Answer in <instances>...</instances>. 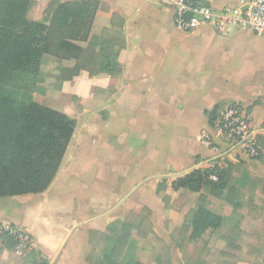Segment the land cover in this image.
Returning <instances> with one entry per match:
<instances>
[{
    "label": "crops",
    "instance_id": "0c3cea01",
    "mask_svg": "<svg viewBox=\"0 0 264 264\" xmlns=\"http://www.w3.org/2000/svg\"><path fill=\"white\" fill-rule=\"evenodd\" d=\"M96 1L105 8L91 36L110 35L113 15L123 21L117 69L97 78L41 75L44 92L34 101L73 120V135L47 190L0 198V227L28 234L48 264H89L100 251L89 233L107 234L130 214L148 216L152 232L176 247L167 231L181 228L186 210L174 206L183 189L172 183L226 158L250 160L216 133L223 108L237 105L264 139V32L183 31L165 0ZM201 2L223 11L247 0Z\"/></svg>",
    "mask_w": 264,
    "mask_h": 264
},
{
    "label": "trees",
    "instance_id": "16d2710c",
    "mask_svg": "<svg viewBox=\"0 0 264 264\" xmlns=\"http://www.w3.org/2000/svg\"><path fill=\"white\" fill-rule=\"evenodd\" d=\"M35 5L34 0H0V198L47 190L62 164L75 126L66 115L31 99L23 103L12 100L4 86L22 75L32 76L36 83L42 84L40 68L45 56L58 61L75 60L70 75L62 76L61 80H70L80 71L94 78L103 77L116 71L118 53L125 46L123 21L117 15L112 16L110 35L91 36L95 14L105 8L96 0H50L45 9L48 25L28 19ZM34 90L39 94L44 92L38 85ZM256 141L260 154L264 139L257 136ZM223 164L217 162L213 167L194 170L173 182L172 188L203 191L200 195L203 202L209 194L231 204L223 193L226 189ZM212 175L216 176L215 181L211 180ZM239 208V204L232 206L233 213ZM232 220L199 203L184 216L180 231L183 235L189 233V239H195ZM145 222L151 227L148 216L130 214L125 222L111 226L113 232L103 235L90 232V243L105 247L101 253L94 250L90 254L89 264H143L134 255L137 242L133 232L141 229ZM241 233L237 222L229 228L225 238L229 249H240L236 239ZM0 242L7 248L17 246L9 231L0 233ZM33 262L48 264L44 258ZM170 262L168 256L165 264Z\"/></svg>",
    "mask_w": 264,
    "mask_h": 264
},
{
    "label": "rangeland",
    "instance_id": "374dc122",
    "mask_svg": "<svg viewBox=\"0 0 264 264\" xmlns=\"http://www.w3.org/2000/svg\"><path fill=\"white\" fill-rule=\"evenodd\" d=\"M34 1L36 5L28 13V19L48 25L45 9L50 0ZM42 62L41 75L50 74L56 69L60 79L62 76L70 75L73 69V60L58 61L52 56H45ZM37 85L40 87L43 84L36 83L32 76L22 75L20 78L15 77L11 84L4 86V89H7L12 100L23 103L28 99L33 101L39 99V93L34 92ZM223 170L226 180V189L223 193L225 199H229L231 204L209 194L203 202L200 201V195L204 194L203 191L194 192L183 189L182 194L175 200L174 206L185 208L187 214L190 209H194L201 203L215 214L233 220L225 222L217 230H208L195 239H189V233L183 235L181 228L167 231L176 247L173 245L169 247L167 242L153 233L150 225L145 222L141 229L133 232V238L137 242L134 255L140 262L165 264L169 256L170 264H222L224 262L262 264L264 256V154L260 153L258 157L250 158L249 161H234L233 158H226ZM237 204L240 208L233 213L232 206ZM235 222L242 231L236 239L239 250L229 249L225 242L229 228ZM111 229L109 232H113ZM99 247V253H101L105 245L100 244ZM41 259L33 246L20 249L7 248L0 242V264H33V260L40 262Z\"/></svg>",
    "mask_w": 264,
    "mask_h": 264
},
{
    "label": "built area",
    "instance_id": "2783aa9c",
    "mask_svg": "<svg viewBox=\"0 0 264 264\" xmlns=\"http://www.w3.org/2000/svg\"><path fill=\"white\" fill-rule=\"evenodd\" d=\"M165 1L174 10V25L183 31H192L202 25H209L219 33H226L239 28L251 30L256 34L264 32V0H247L246 7L240 5L223 11L213 10L201 0ZM215 130L219 137L239 145L240 151L247 159L258 156L257 135L248 127L237 105H227L223 108ZM201 140L205 147L211 148L218 156L222 155L220 148L214 144L210 137L204 135ZM209 167H213V165ZM210 178L216 180L215 175ZM3 231H9L14 236L15 241H17V249L32 246L28 234L17 229L0 227V233Z\"/></svg>",
    "mask_w": 264,
    "mask_h": 264
}]
</instances>
